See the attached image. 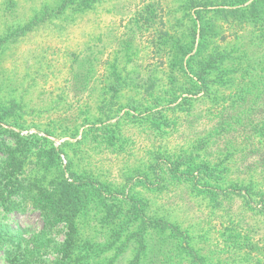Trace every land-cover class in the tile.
I'll use <instances>...</instances> for the list:
<instances>
[{
    "label": "rangeland",
    "instance_id": "1",
    "mask_svg": "<svg viewBox=\"0 0 264 264\" xmlns=\"http://www.w3.org/2000/svg\"><path fill=\"white\" fill-rule=\"evenodd\" d=\"M17 1H0V111L8 109L0 116V264H194L200 256L264 264V195L197 196L178 183L160 188L166 180L155 173L167 166L156 154L175 160L185 150L200 151L213 131L263 110L256 103L263 86L249 76L264 64V15L255 12L261 1L186 8V0H99L91 8L68 7L24 34L45 4L57 8L59 0ZM196 15L220 20L202 44ZM199 53L218 59L206 86L186 68ZM250 124L264 140V115ZM98 130L116 138L104 151L89 139ZM244 149L231 142L230 161H217L219 167L236 171L234 154ZM153 161L159 167H149ZM254 175V191H264ZM236 178L248 183L249 176ZM128 192L143 197L151 217L187 231L197 254H181L188 245L182 239L166 250L153 227L132 236L143 221L131 215L140 200L128 203ZM72 194L112 200L111 215L121 205V224L104 220V207H83L75 239L67 221Z\"/></svg>",
    "mask_w": 264,
    "mask_h": 264
},
{
    "label": "trees",
    "instance_id": "2",
    "mask_svg": "<svg viewBox=\"0 0 264 264\" xmlns=\"http://www.w3.org/2000/svg\"><path fill=\"white\" fill-rule=\"evenodd\" d=\"M3 3L10 2L11 4H15V2H18L17 0H0ZM99 0H59V4L57 8H52L48 4H45L43 9H41L40 12L36 13L29 21V23L22 28L19 33L24 34L26 31L33 29L35 26H39L43 22L47 21L48 19L58 16L62 14L68 7L76 6V7H93L96 2ZM261 1V8L258 10H255L256 17L261 18L264 15V0H257ZM187 2H190L188 5ZM183 6L186 5V8L195 7V6H207L208 4H216L215 2H212L211 0H186L183 2ZM195 18V17H193ZM196 18L199 19V23L196 21ZM195 18V28L197 32V36H199V43L202 44L203 41H208L209 37L212 36V33L217 29L220 28V20L212 19L213 24H210L209 19L206 18L204 15L201 17L200 15H196ZM187 37H190V35H185ZM170 38V37H169ZM190 40V39H189ZM194 44V42L189 41V46ZM172 45V44H171ZM213 53H199V59L196 60L197 63L190 65L186 67L188 70L189 75H191L192 80H196L197 83L201 82L202 86H206L209 74L208 71L210 69L215 68L217 58L212 57ZM224 55V53H221ZM220 53H218L219 58L222 57ZM179 61H173L174 64L183 63ZM173 64V65H174ZM172 66V64H171ZM187 66V65H182ZM252 75L249 74V76H252L253 78L251 81L257 82L258 85L263 86L262 89L257 88V104L259 106H264V64L255 68ZM244 72H247L244 70ZM198 91H196L197 93ZM251 95L255 97L254 93L251 92ZM247 100L250 99V97L245 98ZM261 104V105H260ZM262 106V107H263ZM1 107V106H0ZM182 110L188 111L189 108H184ZM7 110H4L0 113V116L7 113ZM222 113V112H221ZM264 115V108L263 110L253 109L248 115L244 118H239L238 124L237 123H231L230 127L226 126L219 131L215 130L211 134V136L206 138L204 144L202 145L201 150L199 151H183L175 160H169L168 158L165 159V156H162L161 154H156L158 157V162H166L167 166H161L160 171H156V175L159 178H165L166 182L165 184L160 185V188H167L169 189V185L172 183H178L181 185L191 186L192 190H194L197 193V196H210L211 198L218 199L221 196L233 198L235 196H242V197H251L253 196L252 192H256L259 195H264V191L258 190L254 191V185L253 183L257 179L255 178L254 172H256V175L262 179L260 183H264V140L261 136L263 134L259 132V129L257 128L256 124L251 125L250 122L254 120L256 117H259L261 115ZM223 119H226V116L221 117ZM152 123L154 122L153 119H149ZM154 125V123H153ZM238 125V126H237ZM121 132V130H118ZM116 132V130H114ZM118 134V133H116ZM119 138L122 137L121 134H118ZM121 136V137H120ZM90 140L94 141L97 150L98 151H104L106 148H110V145H113L115 142V135L112 133L109 134H102L99 130L92 133ZM233 142H239L244 143V150L238 152L237 154H234V157L238 159V162H240V167L236 171H231V169L228 166H225V168H220L219 165L221 161H230L228 158V155L231 154L229 149V144ZM237 155V156H236ZM155 156V157H156ZM210 157V159H209ZM166 160V161H165ZM232 160V159H231ZM218 161V162H217ZM170 163V164H168ZM160 163H156L153 161L150 166H156L159 167ZM170 165V167H169ZM8 172H11L9 170ZM162 172V175H160ZM236 172L246 173L249 176V179L246 180L248 183H244L243 180H239L238 178L233 179V175H235ZM143 173V172H142ZM145 173V172H144ZM230 173V176H229ZM232 177V178H231ZM225 178H229L230 182L227 184V186L223 185V183H226ZM146 180L150 181V183H157L159 181L154 182L153 177H148L146 174ZM223 181V183H221ZM185 183V184H184ZM187 183V184H186ZM86 189L91 190L92 187L85 186ZM109 187L104 188L107 192ZM147 189H152V187H147ZM110 190V188H109ZM191 190V191H192ZM77 193L76 191H73ZM104 192V190H103ZM125 194V193H124ZM123 194V195H124ZM91 195V192H90ZM63 196V195H62ZM126 196V195H125ZM72 207L70 208L72 211L67 213V221H70L72 226V235L75 239H79V233H80V225L79 222H77V218H79V215L81 214L83 207H87L90 209L91 206H100L105 208L106 213L103 216L104 220L109 221L110 223H114L116 220H120L122 218V210L123 208L121 205H117V209L114 212V215H111L109 213V210L113 209L114 203L112 200H109L105 197H102L94 202V200H86L84 201L78 196L77 194H72ZM128 198V203L133 202L135 200L139 201V211L136 210L132 212V216H134V219L142 218L141 227L142 229H134L131 231L132 236L135 238L140 237L141 230H146L147 228L153 227L154 229H157L160 238L164 239V242L162 243V246H165V249H169L172 245V240H178V246H180V242L186 241L188 242V245L185 244V247H182L181 249L182 253H185L184 251L190 252L191 254H197L196 251L192 249L190 246L191 238L187 231H185L180 225L174 222H169L163 218L159 217H151L150 213H147L145 211V201L143 197L141 199L137 194L130 195L128 192V195L126 196ZM108 201V202H107ZM143 201V203H142ZM141 202V203H140ZM12 205V203H9ZM14 208V207H12ZM41 211L44 212L43 208H46L45 205L41 207ZM57 209H60V207H56ZM114 210V209H113ZM57 212V211H56ZM108 212V213H107ZM59 213L57 212V215ZM110 214V215H109ZM76 218V222H75ZM118 218V219H117ZM132 217L129 218L131 222ZM119 224H121V221H119ZM117 222V223H118ZM82 222H80L81 224ZM140 223V221H139ZM147 223V224H145ZM79 226V227H78ZM79 228V231H78ZM125 228H129V225H126ZM183 229V230H182ZM140 232V233H139ZM113 234V233H112ZM245 234V232H244ZM247 234V233H246ZM182 239V241H181ZM1 243V241H0ZM2 247H0L1 249ZM180 248V247H179ZM190 254V255H191ZM202 259H197V262L194 264H227V263H221V262H212L208 261L206 258L200 256ZM204 258V259H203ZM242 262V261H241ZM234 264H240L239 261L235 262Z\"/></svg>",
    "mask_w": 264,
    "mask_h": 264
}]
</instances>
